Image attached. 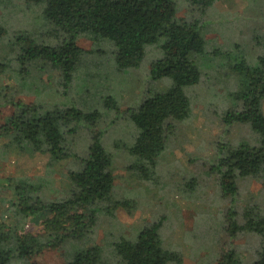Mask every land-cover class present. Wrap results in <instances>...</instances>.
Wrapping results in <instances>:
<instances>
[{
  "label": "trees",
  "instance_id": "obj_1",
  "mask_svg": "<svg viewBox=\"0 0 264 264\" xmlns=\"http://www.w3.org/2000/svg\"><path fill=\"white\" fill-rule=\"evenodd\" d=\"M215 1L28 0L46 4L45 14L54 26L55 42L22 34L15 37L9 50L5 49L11 57L0 62V172L10 153L47 155L50 167L61 161L70 165L68 192L57 201H47L43 187H36L39 184L30 179L0 177V188L10 191L4 192L2 200L7 208L0 211V264H45L38 258L48 253L61 256L60 264H104L99 247L91 244L98 226L96 207L114 198L118 181L113 155L103 144L107 131L99 126L103 115L98 110L85 111L74 105L51 106L43 100L33 102L35 91L24 96L14 84L3 80L2 75L10 73L18 86L48 75L54 81L50 88H58L60 95L67 96L85 55L78 43L81 35L93 34L111 42L115 47V71L119 73L139 68L146 48L160 45L162 57L153 61L149 75L153 81L169 78L172 86L127 110L135 133L120 145L130 149L132 163L139 166L141 178L147 179L148 172L160 165L171 141L184 134L180 126L194 116L186 89L196 87L201 80L193 56L204 50L201 17ZM181 3L192 5L199 16L180 18ZM4 34L0 27V41ZM262 47L263 53L255 66L244 61L240 66H231L234 72L237 68L240 76L242 69L243 84L233 94L234 106L222 116L228 126L250 125L255 144L234 146L218 142V157L211 168L223 197L231 198L232 202L223 216V233L233 239L241 233L256 237V258L252 264H264V202L245 198L240 210L235 205L241 201L238 178L258 180L264 192V31ZM82 75L84 80L80 79L79 85L84 89L86 72ZM37 85L34 83L33 87ZM104 103L107 110L113 107L119 114L125 112L114 98L107 97ZM80 135L87 140L86 146L76 143ZM190 182L193 188L196 180ZM127 205L126 201L112 204L115 208H127ZM30 220H38L42 232L34 235L26 232ZM160 227L161 223L144 228L134 242L121 239L116 243V264H168L177 260L178 254L161 246ZM77 242H83V246L66 254V245ZM217 264L244 263L231 244Z\"/></svg>",
  "mask_w": 264,
  "mask_h": 264
},
{
  "label": "rangeland",
  "instance_id": "obj_2",
  "mask_svg": "<svg viewBox=\"0 0 264 264\" xmlns=\"http://www.w3.org/2000/svg\"><path fill=\"white\" fill-rule=\"evenodd\" d=\"M45 8V3L0 0V27L5 31L0 41V62L11 57L5 49L17 35L27 34L55 42L52 34L54 26L46 17ZM196 16H199L197 9L188 3H181L180 18L196 19ZM263 31L264 0H216L201 17L200 34L205 42L204 50L193 56L201 71V80L196 87L186 89L194 116L180 126L184 134L171 141L160 165L153 172H148L147 179L141 178L139 166L132 163L130 149L120 145L135 133L127 110L136 107L151 94L164 93L172 86L169 78L153 81L149 75L153 61L162 57L160 45L146 48L139 68L119 73L116 72L114 45L93 34L81 35L78 43L85 50V55L76 72L73 89L67 96L60 95L58 88H50L54 81L48 75L43 79L29 80L32 83L22 86L16 84L10 73L2 75L3 80L14 84L24 96L35 91L33 102L43 100L51 106L62 107L74 105L85 111L98 110L103 115L99 124L107 131L103 144L113 155L118 178L114 198L96 207L98 226L91 244L99 247L104 264L118 262L115 244L121 239L134 242L144 228L158 223H161V246L178 254V259L168 264H217L231 244L236 247L244 264L254 262L257 239L253 234L241 233L233 239L223 233V216L232 202L231 198L223 197L211 168L218 157V142L234 146L255 144V134L250 125L235 123L228 126L222 116L234 106L233 94L242 89L243 84L242 69L240 76L237 68L234 72L231 66H240L243 61L251 67L257 64L258 57L263 53ZM82 72H86L84 89L79 85L80 79L84 80ZM33 82L46 89L38 85L33 87ZM85 89L89 91L84 92ZM106 96L114 98L125 112L119 114L113 107L107 110L104 106ZM76 143L86 146L87 140L80 135ZM4 164L0 177L30 179L32 183L39 184L36 187H43V196L47 201H57L68 192L70 165L67 161L53 163L50 167L47 155L27 152L19 155L10 153ZM190 180H196L193 188L189 186ZM238 186L241 196V201L238 200L235 205L238 210L243 207L242 199L245 198L264 202V192L258 180L238 178ZM4 192L7 194L10 191L0 188V211L7 208L2 200ZM124 200L127 208L112 206L113 202L122 203ZM26 225L28 233L42 232L38 220H30ZM82 243H69L65 253L80 249ZM38 259L45 264H60L62 257L57 253H48Z\"/></svg>",
  "mask_w": 264,
  "mask_h": 264
}]
</instances>
